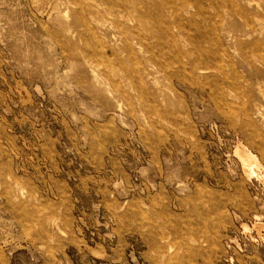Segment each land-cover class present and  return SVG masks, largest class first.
Wrapping results in <instances>:
<instances>
[{
	"label": "rangeland",
	"instance_id": "obj_1",
	"mask_svg": "<svg viewBox=\"0 0 264 264\" xmlns=\"http://www.w3.org/2000/svg\"><path fill=\"white\" fill-rule=\"evenodd\" d=\"M118 1L0 0V264H264V0Z\"/></svg>",
	"mask_w": 264,
	"mask_h": 264
},
{
	"label": "bare ground",
	"instance_id": "obj_2",
	"mask_svg": "<svg viewBox=\"0 0 264 264\" xmlns=\"http://www.w3.org/2000/svg\"><path fill=\"white\" fill-rule=\"evenodd\" d=\"M93 1L95 2V4H92V6H89V5L84 6L80 10L81 12H80L79 16H77L78 21L81 24V26H83L85 29H87L91 33L93 32V27H94L93 24L94 23L100 25L103 22L102 17L100 16L101 10H103L107 15L108 14L109 15H115L116 14L117 16H119V14L121 13V9L125 8V6H126L124 1H122V2L121 1L116 2V0H93ZM145 34L146 35L143 37L144 40L149 41V40L156 38L155 36H153V32L151 30L147 31ZM256 108H258V107H256ZM240 145H241V143H240ZM236 150L238 151L237 153L240 155V158H241L240 160H242L241 162H242L243 166L245 167L244 169L246 170V173H248L249 175L253 174L255 172L254 171L255 167L253 166L254 161H252V158H254L251 154L252 151H251V153H249V152L244 151L242 148H238ZM257 169H255V170L258 171ZM259 173L260 172H258V174ZM254 174H257V173H254ZM247 177H249V176H247ZM262 179H264V178H262Z\"/></svg>",
	"mask_w": 264,
	"mask_h": 264
}]
</instances>
